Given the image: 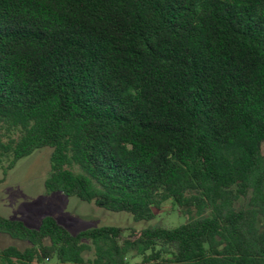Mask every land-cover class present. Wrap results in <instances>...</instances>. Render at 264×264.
Wrapping results in <instances>:
<instances>
[{"label":"trees","instance_id":"trees-1","mask_svg":"<svg viewBox=\"0 0 264 264\" xmlns=\"http://www.w3.org/2000/svg\"><path fill=\"white\" fill-rule=\"evenodd\" d=\"M42 147L47 192L187 220L0 213V264H264V0H0L4 174Z\"/></svg>","mask_w":264,"mask_h":264},{"label":"rangeland","instance_id":"rangeland-1","mask_svg":"<svg viewBox=\"0 0 264 264\" xmlns=\"http://www.w3.org/2000/svg\"><path fill=\"white\" fill-rule=\"evenodd\" d=\"M50 147H42L28 156L19 159L13 168L5 174L0 165V213L11 219L22 220L30 227H38L42 217L54 216L71 233L100 226H120L123 236L137 233L148 225L175 227L187 220V216L178 212L170 201L155 210L151 220L134 221L132 215L125 211H109L86 202L75 196L63 193H49L44 187V180L50 171ZM14 244L24 248L27 244L0 233V249ZM84 258H91L92 251L85 252ZM131 262L138 258L129 259ZM46 261L45 264H50Z\"/></svg>","mask_w":264,"mask_h":264}]
</instances>
